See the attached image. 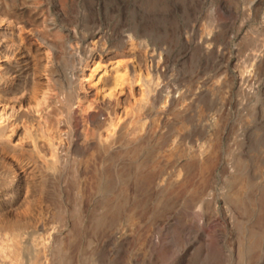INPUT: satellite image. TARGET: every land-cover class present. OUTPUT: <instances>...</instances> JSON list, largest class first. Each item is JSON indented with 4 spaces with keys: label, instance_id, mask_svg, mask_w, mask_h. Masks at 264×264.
<instances>
[{
    "label": "rangeland",
    "instance_id": "1",
    "mask_svg": "<svg viewBox=\"0 0 264 264\" xmlns=\"http://www.w3.org/2000/svg\"><path fill=\"white\" fill-rule=\"evenodd\" d=\"M144 39L186 55L192 105L162 137L169 151L154 128L143 139L129 128L117 179L98 183L100 159L116 153L93 142L88 109L115 72L99 86L84 75L124 66L134 106ZM91 44L102 57L84 62L76 52ZM61 127L72 134L62 158ZM164 164L174 174L158 179ZM0 227L15 262L26 244L27 264H125L132 251L141 264H264V0H0Z\"/></svg>",
    "mask_w": 264,
    "mask_h": 264
},
{
    "label": "built area",
    "instance_id": "2",
    "mask_svg": "<svg viewBox=\"0 0 264 264\" xmlns=\"http://www.w3.org/2000/svg\"><path fill=\"white\" fill-rule=\"evenodd\" d=\"M142 45L145 48V66L143 71L140 72L138 78L137 88L140 90V96L136 104L132 107L124 104V99L122 97L125 95L126 87L123 83L121 87H117L114 90L112 96L107 92L106 87H98V95L91 100L88 113H90V118L87 126L92 130L94 136L93 142L96 146H105V155L109 153H116L111 155L109 159L105 156L102 157L98 163L99 167H107L108 171H103L100 168V172L97 174L98 183H105L107 175H113L117 179L118 175L116 169L121 167L124 160L121 154L125 149V140L127 137L128 129L131 128L138 131L139 139H143L147 129L154 128L155 132V144L158 151H169L174 146V138L169 141L162 140V137L167 133L169 127H171L174 122L182 120V118L189 112L191 108V97L188 95V90H190L187 79L184 73V65L186 62V55L182 54L179 57H175L171 47L167 44H154L144 39ZM86 46V44H84ZM90 52H88L85 57L76 55L79 59H83L84 62L98 61L102 57V51L97 45L91 44L89 47ZM221 48L217 47L219 51ZM88 59V60H87ZM79 64V74L82 76L85 74L88 68H86V63ZM128 68V66H127ZM129 69V68H128ZM87 74V73H86ZM90 74V73H89ZM84 75V79L89 76ZM97 72L92 75H96ZM91 75V76H92ZM205 76H196V88L202 89L204 85ZM94 79V80H96ZM99 81L97 83V86ZM242 89L246 92L249 91V84L247 79L242 83ZM113 91V92H114ZM105 93V95H104ZM82 96L77 94L75 99V110L82 111ZM82 128V125H81ZM108 130L109 133L105 137V141H101V131ZM72 134L66 129L61 127L57 136V153L60 157H63L61 151L64 146H67L72 139ZM184 146L188 147L187 141H184ZM169 161V159L167 160ZM165 167L157 174L158 179H163L167 176L174 174V169ZM109 179V178H108ZM107 179V181H108ZM112 182L111 180H109ZM104 189L103 191H105ZM126 208L138 209V205H127ZM138 223V221H133L131 223ZM129 226L128 222L119 223L116 230V238L126 245L127 234L125 231ZM11 233L9 230L0 227V264H27L28 252L23 248L26 244H21L18 248V254L20 259L18 262L13 260L15 254V249L10 248ZM29 236L27 231L22 234L20 242H27ZM42 241H45V234L41 236ZM108 254L112 257L116 251L108 248ZM128 257L125 264H141L138 253L134 251ZM85 264H112L111 262H103L96 257L91 258Z\"/></svg>",
    "mask_w": 264,
    "mask_h": 264
},
{
    "label": "bare ground",
    "instance_id": "3",
    "mask_svg": "<svg viewBox=\"0 0 264 264\" xmlns=\"http://www.w3.org/2000/svg\"><path fill=\"white\" fill-rule=\"evenodd\" d=\"M7 3H9V2H7ZM6 3V5H8ZM8 7V6H7ZM8 8H10V7H8ZM116 61H114V63H115ZM117 63V62H116ZM113 64V65H108V66H106V67H104V68H102L101 69V75L96 79V77H94V79H96V81H95V83H94V85H96L97 84V80H99V79H102L101 77H103L104 75H105V77H107L108 75H110L111 74V72H115V74L113 75L112 74V76L114 77V79H113V83H111V87H110V89L111 88H115L114 90H117L118 88H117V86L118 87H121V84L123 85V83L125 82V79L123 78V76L122 75H124V73H126V72H124V70H122V68H124V66H122V65H119V64ZM121 64V63H120ZM111 71V72H110ZM93 74V73H92ZM92 74H90L89 75V79H90V77H91V75ZM88 75V74H87ZM68 76V75H67ZM93 76V75H92ZM72 77V74H70V76H69V78H71ZM93 78V77H92ZM88 79V80H89ZM87 80V79H86ZM91 80H93V79H91ZM101 81V80H100ZM93 83V82H92ZM110 83H109V85H110ZM108 85V86H109ZM97 86V85H96ZM110 89H107V92H109L110 93ZM113 90V89H112ZM113 90V91H114ZM114 93V92H113ZM105 95V94H104ZM110 95V94H109Z\"/></svg>",
    "mask_w": 264,
    "mask_h": 264
}]
</instances>
